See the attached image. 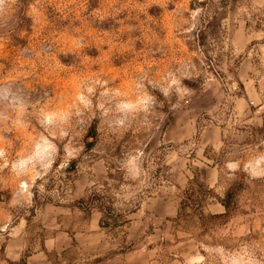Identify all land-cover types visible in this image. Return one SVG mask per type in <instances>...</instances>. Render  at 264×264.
Listing matches in <instances>:
<instances>
[{
    "label": "rangeland",
    "instance_id": "374dc122",
    "mask_svg": "<svg viewBox=\"0 0 264 264\" xmlns=\"http://www.w3.org/2000/svg\"><path fill=\"white\" fill-rule=\"evenodd\" d=\"M107 182L129 225L75 239ZM0 264H264V0H0Z\"/></svg>",
    "mask_w": 264,
    "mask_h": 264
},
{
    "label": "trees",
    "instance_id": "16d2710c",
    "mask_svg": "<svg viewBox=\"0 0 264 264\" xmlns=\"http://www.w3.org/2000/svg\"><path fill=\"white\" fill-rule=\"evenodd\" d=\"M92 129L89 133V137H94L96 134ZM87 149H91L94 146L93 143H87ZM75 164H71L70 168H74ZM196 172L193 178L197 175V172L202 175V182L196 178L189 179V187L185 191V196L188 197L189 205L192 216L196 217L199 225L204 231L211 230L213 228L221 227L225 225L228 219L233 215V209H231V201L235 197L233 190L227 193L225 200L217 199L215 195V189L210 188L207 183V169L196 168ZM108 177L110 180L114 179L113 174L108 171ZM109 183L104 184V189H93L86 199H80L75 203V207L83 210L91 215L93 210H97L101 213L100 228L107 229L108 233L116 234L120 229L129 225V216L134 212V208L118 207L117 199L111 196L110 190L107 188ZM118 185H115V189ZM189 194V196H188ZM221 204L225 212L222 214H213L209 212L208 205L212 202ZM137 207V206H136ZM184 208V203L180 205V213ZM179 213V215H180Z\"/></svg>",
    "mask_w": 264,
    "mask_h": 264
},
{
    "label": "crops",
    "instance_id": "0c3cea01",
    "mask_svg": "<svg viewBox=\"0 0 264 264\" xmlns=\"http://www.w3.org/2000/svg\"><path fill=\"white\" fill-rule=\"evenodd\" d=\"M201 165L205 169H207V173H208L207 183H208L209 187L216 189V187L218 185V178H217L218 167L214 166V164L211 163V160H209L207 158L201 163ZM153 200H155V199L152 198L151 202L153 204L154 203L157 204V201H153ZM208 210L213 214H222L225 212L224 207L219 203L209 204ZM58 212H62V211H58ZM69 214H71V211ZM173 215H174V213L172 211L168 214L169 217H172ZM100 216H101V213L99 211L93 210L91 213L90 219L88 221V224H87V232H86L87 234L78 232V233H75L73 235V237L78 240L79 235L80 236L89 235V236H94V237L99 236L98 231L100 230ZM59 234L70 236L68 232H66L65 230H63L61 228H60ZM58 247H59V243L57 242V239L55 238V236L53 238H49L45 241V249L46 250H53V249L58 248ZM20 258H21L20 253L13 251L11 259L12 260H19ZM33 258H36V256H34ZM30 259H32V257H30Z\"/></svg>",
    "mask_w": 264,
    "mask_h": 264
}]
</instances>
